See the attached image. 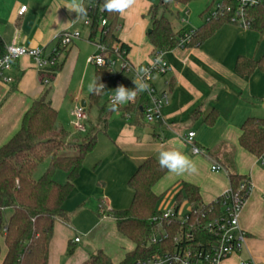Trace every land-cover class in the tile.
<instances>
[{
  "label": "crops",
  "instance_id": "1",
  "mask_svg": "<svg viewBox=\"0 0 264 264\" xmlns=\"http://www.w3.org/2000/svg\"><path fill=\"white\" fill-rule=\"evenodd\" d=\"M71 2L0 0V36L5 48L15 44L43 49L46 54H51L59 45L61 33H81L80 39L74 40L65 52H60L59 60L63 66L50 86L49 100L58 111V118L66 106L71 115L83 101L86 108L89 103L90 92L87 95L84 91L86 83L90 85L91 81V67L87 60L91 56L92 43L88 28L83 24L84 17L77 19V13L65 7ZM83 2L87 8L91 0ZM23 6L27 10L19 15ZM175 6L187 12L189 4L175 3ZM147 8L145 0H137L131 9L120 14V24L122 21L123 24L116 33L118 40L129 48L127 61L135 68L148 63L153 54L148 33H145L150 22L141 16ZM80 26L88 31L84 38ZM263 54L264 39L256 32L234 24L223 25L199 46L166 51L164 58L171 71L164 76H154L151 81L157 90L166 91L169 96V102L162 110L163 122L144 123L139 110L146 100L145 92L137 96L135 104L120 107L123 110L121 121L111 129L107 124L101 131L104 134L101 149L97 142L83 163L74 190L64 203L71 222L55 224L48 264H83L98 250L118 263L126 253L133 251L134 245L119 234L115 220L107 214L101 215L100 208L103 207L105 212L128 208L133 199V191L128 186L130 177L148 157L158 161L162 149L183 151L195 162L197 171L184 175L168 171L153 188L157 195L167 189H176L175 198L182 183L187 182L199 188L205 204L221 197L231 186L230 180L225 172L212 171L211 162L206 157L192 153L191 146L183 141L189 131L195 132L194 142L202 149L214 148L220 142L233 146L236 172L251 183L239 218L240 227L247 233L245 245L239 253L220 264L245 261L264 264V166L259 163V157L248 153L239 144L244 121L248 117L264 119V73L255 72L251 77L242 78L235 71L240 56L258 59ZM128 74L131 76L125 80ZM4 75L11 77L12 81L0 78V148L19 132L24 114L45 89L33 59L28 56L16 60ZM125 75L123 83L124 80L128 82L125 86L134 88L133 71ZM127 106L133 109L125 110ZM212 112L217 116L214 124L209 125L206 119ZM76 238L78 242H75ZM69 248L73 250L70 255L67 254Z\"/></svg>",
  "mask_w": 264,
  "mask_h": 264
},
{
  "label": "trees",
  "instance_id": "2",
  "mask_svg": "<svg viewBox=\"0 0 264 264\" xmlns=\"http://www.w3.org/2000/svg\"><path fill=\"white\" fill-rule=\"evenodd\" d=\"M194 1L198 0L161 1L159 5L151 6V32L147 38L153 47V53L177 48L178 38L185 35L182 30L175 31L165 15L169 11V4L175 2L188 5ZM215 1L212 0L206 11L218 6L217 14L211 15L199 28L187 33L190 39L184 47L199 46L223 25L233 24L238 0H220L218 4ZM90 3L92 10L88 15L90 24L87 27L89 39L108 49L120 43L121 48L128 51L129 48L116 36L120 28V13L102 11L103 0H91ZM246 16L251 22L250 30L264 39V0H257L256 4L247 7ZM102 19L107 22L105 26H101ZM60 51L63 53L66 49ZM4 52L5 44L0 36V56ZM62 66L63 62L60 61L49 72L39 73L41 82L48 78L50 84L44 85L43 95L24 114L19 132L0 148V230L2 213L6 209L13 211L7 224L3 226L6 228L5 255L1 264H48L49 244L55 224L71 222L64 203L74 190L86 157L97 145L98 132L103 131L108 124L107 118L103 117L104 107L99 110V126L94 127L88 119L84 133L74 134L59 122L58 111L52 107L49 94L51 83ZM235 71L242 78L251 77L255 72L264 73V54L258 59L240 56L236 61ZM99 79L105 87L113 80L107 67H95L94 81ZM103 91L89 93L88 108L99 106ZM110 106L111 111L120 109ZM132 109L125 107L128 111ZM216 116L217 113L212 112L206 122L213 125ZM239 144L253 156H264V119L248 117L241 126ZM206 152L224 167L231 186L237 187L241 182L248 181L236 172L233 146L220 142L214 148L206 149ZM47 159L49 164L46 171L40 178L34 179L33 174ZM167 173L168 170L161 168L155 158L148 157L128 181V186L133 191L130 206L123 210L105 212L115 220L119 234L134 245L133 251L126 253L122 261L115 263L105 252L98 250L83 264H135L141 258L151 257L165 250L166 241L156 245L149 244V241L155 233L156 220L160 216L158 203L161 196L153 188ZM61 177L64 180H60ZM175 200L176 210L185 200L192 209L204 213L211 211L208 218L216 217L221 212V205L217 200L205 204L199 188L191 183H182ZM192 221L194 222L193 218ZM180 225V222H162L170 237L181 229ZM72 251L69 248L67 254L70 255Z\"/></svg>",
  "mask_w": 264,
  "mask_h": 264
},
{
  "label": "built area",
  "instance_id": "3",
  "mask_svg": "<svg viewBox=\"0 0 264 264\" xmlns=\"http://www.w3.org/2000/svg\"><path fill=\"white\" fill-rule=\"evenodd\" d=\"M256 3L257 0H238V6L234 11L235 16L232 19L233 24L243 30H250L251 22L246 16L247 7ZM217 8L219 7L217 6ZM217 8L211 14L212 16L217 14ZM87 9V16L83 18L85 27H88L90 24L88 15L92 10L91 3L87 6ZM26 10V6L21 7L18 12L19 15L24 14ZM106 24V20L102 19L101 26H105ZM80 37L81 33L79 31L61 33L58 37L59 45L51 54H46L43 49L26 48L15 44L6 47L4 54L0 56V60H3L5 56L9 55V48L15 49L12 53L14 59L7 68L0 67V78L6 82H11L12 78L5 76L4 73L10 71L13 63L23 56H28L33 59L35 68L39 73L49 72L60 62V49L68 48L74 40H78ZM189 39L190 36L188 34L179 37L178 47L183 48ZM91 43L95 47V52L88 58V64L94 65L95 67H107L110 75L114 74L113 67L116 65L117 61L120 63L121 72L133 71L135 79L141 68L147 67L151 69L150 75L147 77L150 92H145L146 100L141 105L140 112L144 123L148 125L162 123V110L168 104L169 96L166 91L157 90L152 85L151 81L154 76H164L171 71V67L164 58L165 52L153 53L148 63L135 68L127 61L128 51L121 48L120 43L115 44L111 49L95 41H91ZM152 64H155L154 68L151 67ZM114 81H116L117 86L121 85L120 76H115ZM42 83L43 85H49L50 81L48 78H45ZM136 99L134 102L126 104L133 105ZM109 104L114 106L112 97L109 99ZM123 105H118L116 107H121ZM71 116V125L74 128V132L84 133L86 131L85 122L88 117L85 108L78 105L72 110ZM194 138L195 132L193 131H189L183 137V141L191 146L192 153L194 155L206 157L211 162L212 171L226 173L224 167L213 160L205 149L195 144ZM259 163L264 166V156L259 157ZM250 190L251 183L249 180L241 182L237 187L230 186L229 189L217 199V202L221 205L220 214L212 218H208L211 211L204 213L192 209L191 207L188 214L183 218L179 217V209L176 210L174 208L160 211V216L156 220V230L149 244L156 245L166 241L165 250L151 257L141 258L137 260L135 264H220L231 255L239 253L243 249L247 239V233L240 227L239 218ZM100 214H105L103 207L100 208ZM163 221L180 222L181 229L170 237L168 231L162 226ZM2 230L3 233L6 232V228ZM161 232H163V235L158 237ZM78 241L79 239L76 238L75 242ZM168 241L170 244H168ZM241 264L254 263L245 261Z\"/></svg>",
  "mask_w": 264,
  "mask_h": 264
},
{
  "label": "rangeland",
  "instance_id": "4",
  "mask_svg": "<svg viewBox=\"0 0 264 264\" xmlns=\"http://www.w3.org/2000/svg\"><path fill=\"white\" fill-rule=\"evenodd\" d=\"M89 1V0H87ZM148 8L147 10L142 13V17H144L143 19H145L146 21L150 22V26L146 28L145 33H148V31L151 29V19L149 16V7L151 5H159L161 3V1L167 3L169 0H145ZM212 0H198V1H194L192 3L189 4L188 8H187V12L186 9L184 8H178L177 6H175V2H171L169 4V11H167L165 13V15L167 16V18L170 20V22L172 23L174 30L175 31H184V33H189L190 31H192V28H197L198 26H200L201 24H203L210 16L211 14L215 11V7L213 6L209 9V11H206L207 8L209 7V5L211 4ZM216 3L219 2V0L215 1ZM162 11V10H161ZM206 11V12H205ZM121 24H123V21L121 22ZM120 24V25H121ZM82 32V38H84V36H87L88 31L83 29L80 26V29ZM120 30V29H119ZM118 30V32H119ZM94 48V49H93ZM95 47L91 44V55L94 52ZM90 65V64H89ZM91 69H90V73H91V81L90 84L93 83L94 81V72H95V66L94 65H90ZM113 72L114 74H111L110 76L111 79H113L112 81H110L107 86L105 87L104 91L102 92V95L100 97V101H99V106L98 107H91V108H85L86 112L88 113V117H87V121L85 122V126L86 123L88 122V119L91 120V124L94 127H98L99 122L98 121V116H99V110L101 107H104V114L103 117L107 118L108 120V124L110 125V129L113 125H115L116 122L121 121V114H122V109H117V110H110V104H109V99L113 96V89L116 88V84L114 82L115 76H120L121 79V84L125 86V83L127 81L126 78H130L131 74H128V76L126 77L125 73L126 72H121L120 70V63L119 61L116 62V65L113 67ZM125 75V80L123 83V76ZM128 85V82L126 83ZM126 87V86H125ZM85 91L84 94H87L89 91V83H86V87H85ZM74 90L75 89H71ZM88 95V94H87ZM86 98V97H85ZM83 98V99H85ZM81 106V104L79 105ZM71 120H72V116L69 114V107L66 106V108H62L61 112H60V116H59V121L63 124L64 128L70 132L74 131V128L71 125ZM87 128V126H86ZM104 139V134L99 131L97 134V142L98 145H100V149H101V144L103 142ZM49 164V160H45V162H43L42 164L39 165V167L37 168V170L35 171V173L33 174V178L34 179H38L40 178L44 172L46 171L47 167ZM176 189H171L168 191L164 190L161 191L159 193L158 196H161L159 203H158V208L162 211V210H166V209H174L175 205H176V200L174 198V192ZM168 204V207H166V205ZM190 209V205L189 203H187V201L183 200L178 213H179V217L183 218L185 217ZM13 211L11 209H6L3 213H2V228L4 225L7 224L8 219L10 218V216L12 215ZM0 230V248H1V255H0V263L2 262L3 256L5 254V244H4V233L3 230ZM163 235V232H161L158 237H161ZM77 237L79 239H83V237L81 235H77ZM95 254V253H93Z\"/></svg>",
  "mask_w": 264,
  "mask_h": 264
},
{
  "label": "clouds",
  "instance_id": "5",
  "mask_svg": "<svg viewBox=\"0 0 264 264\" xmlns=\"http://www.w3.org/2000/svg\"><path fill=\"white\" fill-rule=\"evenodd\" d=\"M137 0H103L101 10L109 13L116 12L123 14L131 9ZM69 10L77 13V19L87 16L88 9L85 7L83 0H72L66 5ZM67 24V23H66ZM15 49L9 48V55L0 60V67L7 68L14 59L13 52ZM159 62V61H157ZM152 68L155 64H152ZM150 68H141L136 79L132 80L135 87L127 88L124 85H118L113 89L112 102L114 106L123 105L134 102L136 97L142 92H150V86L147 83V77L150 75ZM105 89V85L98 81H93L89 85V91L92 93H100ZM194 135V134H191ZM158 163L161 168L167 169L170 173L176 175L193 174L197 171L195 162L183 151L176 148L162 149L158 153Z\"/></svg>",
  "mask_w": 264,
  "mask_h": 264
},
{
  "label": "water",
  "instance_id": "6",
  "mask_svg": "<svg viewBox=\"0 0 264 264\" xmlns=\"http://www.w3.org/2000/svg\"><path fill=\"white\" fill-rule=\"evenodd\" d=\"M150 32H151V29L148 31V33H150ZM81 106L84 107V108H86V102L83 101L82 104H81ZM114 107H116V106H114Z\"/></svg>",
  "mask_w": 264,
  "mask_h": 264
}]
</instances>
